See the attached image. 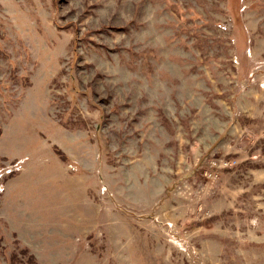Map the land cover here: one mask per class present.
Listing matches in <instances>:
<instances>
[{
	"label": "rangeland",
	"instance_id": "obj_1",
	"mask_svg": "<svg viewBox=\"0 0 264 264\" xmlns=\"http://www.w3.org/2000/svg\"><path fill=\"white\" fill-rule=\"evenodd\" d=\"M0 184V264H264V0H0Z\"/></svg>",
	"mask_w": 264,
	"mask_h": 264
},
{
	"label": "built area",
	"instance_id": "obj_2",
	"mask_svg": "<svg viewBox=\"0 0 264 264\" xmlns=\"http://www.w3.org/2000/svg\"><path fill=\"white\" fill-rule=\"evenodd\" d=\"M214 167H216V166H212V167H210V168H214ZM213 174L212 173H210V176H212ZM2 185L0 184V191H2V187H1Z\"/></svg>",
	"mask_w": 264,
	"mask_h": 264
}]
</instances>
